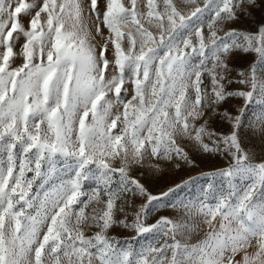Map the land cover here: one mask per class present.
<instances>
[{"label":"snow or ice","instance_id":"1","mask_svg":"<svg viewBox=\"0 0 264 264\" xmlns=\"http://www.w3.org/2000/svg\"><path fill=\"white\" fill-rule=\"evenodd\" d=\"M262 5L0 0V264H264ZM193 152L228 164L183 199L133 175Z\"/></svg>","mask_w":264,"mask_h":264},{"label":"rangeland","instance_id":"2","mask_svg":"<svg viewBox=\"0 0 264 264\" xmlns=\"http://www.w3.org/2000/svg\"><path fill=\"white\" fill-rule=\"evenodd\" d=\"M262 16H264V5H262L261 10L255 11L251 17L243 18L241 23L235 27L240 29L252 28L260 22ZM26 22L27 21L25 20V23ZM253 60L254 55L237 57L233 61L232 67L235 71H240L247 68ZM20 62L21 61L18 58L16 63L19 64ZM233 75H235V72ZM238 103V101H233L232 104H225L223 107L233 111ZM258 112L259 105L253 104L249 109L248 115L251 117ZM211 126L217 132L228 131L227 125L219 120L214 121ZM245 131L248 132V135L245 137V146L248 149L255 150L259 153L264 145H262L259 138L248 131L247 128H245ZM191 155L195 161L194 165H182L179 169H177L174 165H166L160 172H153L145 169L137 170L133 172V175L139 178L141 183H143L148 191L153 195H160L162 192H166L169 188H174L176 185H182V188L178 190V193L170 196L168 199L175 200L177 196L180 199H183L197 193L200 188L205 185L209 179L207 175L208 173L224 168L228 164V160L220 155L201 154L198 152H193ZM142 202L143 201L140 198H137L135 200V205L139 206ZM176 215L177 212L172 207H161L158 211L152 213L148 219V223H154L160 216L175 217ZM111 234L116 236L118 239H123L125 237L130 238L134 235L131 231L123 230L118 227L114 228ZM202 235L203 233L194 234L192 242H195Z\"/></svg>","mask_w":264,"mask_h":264}]
</instances>
